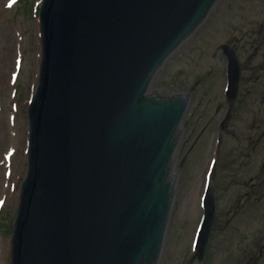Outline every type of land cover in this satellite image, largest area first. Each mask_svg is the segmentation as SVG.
<instances>
[{
  "label": "water",
  "instance_id": "95a60500",
  "mask_svg": "<svg viewBox=\"0 0 264 264\" xmlns=\"http://www.w3.org/2000/svg\"><path fill=\"white\" fill-rule=\"evenodd\" d=\"M215 2L44 1L12 264L158 263L189 100L148 90ZM226 50L234 93L238 65Z\"/></svg>",
  "mask_w": 264,
  "mask_h": 264
},
{
  "label": "rangeland",
  "instance_id": "374dc122",
  "mask_svg": "<svg viewBox=\"0 0 264 264\" xmlns=\"http://www.w3.org/2000/svg\"><path fill=\"white\" fill-rule=\"evenodd\" d=\"M10 1L8 0V4ZM41 1L20 0L18 6L12 9H7L4 4L0 6V113H3L0 117V204L1 200H6L0 212V264H10L13 220L18 207L20 183L27 168L26 104L38 77L40 28L36 5ZM235 1L237 5L233 4L231 10L226 9L223 2L218 4L217 10H213L194 35L168 59L153 84V89L192 93L182 124L183 139L177 149L176 167L182 168L179 171L174 209L160 264H181L187 252L189 258L193 256L191 244L203 211L199 202L205 192V172L213 159L218 157L215 154L216 140L220 134L219 124L226 111L224 91L227 84V63L220 45L230 38H235L232 44L242 61L244 93L229 130L222 133L221 158L213 172L217 183L216 201L221 206L217 211L220 210V216L232 219L221 221L216 229L219 231L220 224L224 227L226 222L227 225L232 222L223 248L224 258L231 260L229 264H242V249L248 254L256 243L260 228L264 229V207L258 208L252 204L253 188L248 186L246 189L243 184V180L247 183L254 177L264 175L263 96L255 91L252 95L246 94L247 90L253 89L263 92L255 83L249 82L250 78L255 79L261 73L259 65L262 58L261 54L255 55L256 48L251 47L253 42L248 34L257 29L255 20L262 21L264 18V0ZM5 26L13 27L11 47L4 35ZM21 60L22 70L18 74L17 86L13 87V76ZM255 115L263 119L260 128L254 126ZM251 136L252 141L249 139ZM225 143L232 153L230 150H223ZM238 146L242 151L238 150ZM14 153L13 175L8 179L5 176L6 163L9 164ZM243 217H247L245 222L239 219ZM215 238L217 241L216 235ZM246 258L249 260V255Z\"/></svg>",
  "mask_w": 264,
  "mask_h": 264
},
{
  "label": "bare ground",
  "instance_id": "6f19581e",
  "mask_svg": "<svg viewBox=\"0 0 264 264\" xmlns=\"http://www.w3.org/2000/svg\"><path fill=\"white\" fill-rule=\"evenodd\" d=\"M2 4H4L5 5V7H6V5H8V0H2V1H0V6L2 5ZM13 31V27L11 26H5L4 27V35H5V37H7V39L9 40V46L11 47V45H12V41H13V38H12V35H11V32ZM11 38H12V40H11ZM3 113H0V117H1V115H2ZM10 120V119H9ZM4 122H7L6 120H4ZM6 140V139H5ZM1 162V161H0ZM3 165H4V163H2ZM0 169H2V165H1V163H0Z\"/></svg>",
  "mask_w": 264,
  "mask_h": 264
},
{
  "label": "snow or ice",
  "instance_id": "6c2138e0",
  "mask_svg": "<svg viewBox=\"0 0 264 264\" xmlns=\"http://www.w3.org/2000/svg\"><path fill=\"white\" fill-rule=\"evenodd\" d=\"M15 2V0H13V3Z\"/></svg>",
  "mask_w": 264,
  "mask_h": 264
}]
</instances>
